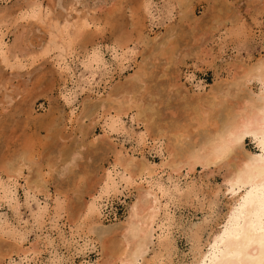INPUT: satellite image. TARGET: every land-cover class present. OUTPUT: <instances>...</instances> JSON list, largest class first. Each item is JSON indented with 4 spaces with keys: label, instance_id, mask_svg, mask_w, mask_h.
I'll return each instance as SVG.
<instances>
[{
    "label": "rangeland",
    "instance_id": "374dc122",
    "mask_svg": "<svg viewBox=\"0 0 264 264\" xmlns=\"http://www.w3.org/2000/svg\"><path fill=\"white\" fill-rule=\"evenodd\" d=\"M31 8L34 13H46L44 19L32 17ZM63 20L70 24L84 22V26L73 40L70 56L68 54L66 61L58 64L61 59H57V49H53L49 40L50 32L55 30L51 23ZM0 27L4 33L3 48H8V53L12 54L8 62L0 61V160L11 159L12 152L27 146L25 150L41 164L46 180V188L32 192L25 187L24 176H17L14 199H0V224L8 231L0 233V264L101 263L104 260L101 241L116 233L131 246L126 223L141 224L148 207L154 204L160 213L151 229L143 230L139 236L144 241L142 255L145 258L153 256L158 237L160 240L170 238L174 247L170 251L173 254L170 263H189L192 254L188 228L195 224L203 229L200 244L202 250H206L211 242L210 228L215 231L217 220L220 224L223 222L221 218L206 220L211 212L208 200L219 188L213 214L218 211L221 215L226 211L232 194L230 182L224 179L231 175L229 168L224 166L217 170L213 165L203 168L201 163H196L192 171H187L188 166H183L180 184L185 179L193 180L205 196L197 199L191 194L184 197L172 193L167 198L170 219L159 225L166 197H160L157 192L155 200L157 197L147 194L142 186L144 180L139 177H134L128 188L123 187L120 175L127 173L114 163V153L123 149L134 157V162L157 164L167 155L168 131L162 133L163 136L158 135L156 125L151 126V131H145L148 120L142 109L148 105L160 108L158 113H161L154 117L158 116L162 122L159 124L166 127L168 121L187 119L184 110L191 95L192 100L196 94L206 98L204 94L213 90L224 98L236 93L260 98L261 80L255 75L247 81L245 78L250 73H260L264 78V0H0ZM120 35L126 46L117 44ZM166 38L174 39L178 47L173 54L177 63L167 66L164 56L156 53L162 48L159 43L162 46ZM149 52L153 58L147 56ZM92 53L99 62H93L90 71L84 69L81 60L86 61ZM154 57L155 63L151 60ZM138 65H147L146 69L151 72L145 81L152 93H143L144 82L132 77ZM164 69L167 75L161 73ZM235 81L247 83L239 91ZM167 83L176 84L168 89ZM227 92L230 95L225 96ZM178 93L182 96L186 93L187 99L180 98ZM122 97L128 99L127 105L137 104L124 107L126 112L117 120V98L123 100ZM170 114L174 121L169 119ZM110 118L116 120L112 128L108 125ZM50 121L57 124V130L53 128L58 132L56 139L46 137ZM142 131L147 138L144 145L137 142ZM196 131L201 133L199 129ZM242 147L258 152L256 143L248 136ZM62 150H66L65 153ZM35 166L22 170L30 180L29 185H33ZM160 168L163 171L157 178L153 177V181L167 186L166 172L170 169L164 165ZM108 172L117 182V191L111 189L109 197L103 199L99 214L93 215L98 217L95 224L88 223L89 220L82 222L81 217H77L78 211L91 195L98 193ZM0 176L4 179L5 174L0 173ZM78 176L82 177L81 182L76 179ZM73 188L80 194L73 192ZM233 189L238 190L235 186ZM56 197L62 204L59 231L52 227L50 214L42 222L35 221L32 215L44 204L51 212ZM141 227H145L144 223ZM71 234L80 235L76 236L78 243L71 240ZM20 237L24 238L23 248H31L34 253L21 255L16 244ZM137 258L140 260V256ZM163 263H168L165 256Z\"/></svg>",
    "mask_w": 264,
    "mask_h": 264
},
{
    "label": "bare ground",
    "instance_id": "6f19581e",
    "mask_svg": "<svg viewBox=\"0 0 264 264\" xmlns=\"http://www.w3.org/2000/svg\"><path fill=\"white\" fill-rule=\"evenodd\" d=\"M30 11V13H32L31 16H36L39 20L44 19L45 15L43 14H46L41 13L40 15L34 13L33 8H31ZM51 25L55 28V30L50 32L49 42L53 45V49H57L56 57L57 59H61V61H57L58 64H60V62L63 63V60L66 61L68 54L70 56L74 42L73 40L82 33L84 22H75L70 24V22L67 20H63L62 22L54 21V23H51ZM198 26L199 24L197 27ZM3 34L4 33L0 27V61L8 62L12 54L8 53V48H3V46H5L2 38ZM170 39L166 38V42L160 41L162 42V46L161 43H159V46L162 48H158L159 51L156 48L157 52L155 51L156 53L159 52L160 55L164 56L166 66L167 64L170 65L172 63H177V59L174 57V51H177L178 49L176 46L177 42L174 39ZM117 44L126 46L122 35L117 37ZM154 47L156 46L153 45L152 48L154 49ZM174 48H176V50ZM149 53L147 56L150 57L151 52ZM152 53H154V50ZM153 55L157 56V54ZM151 60H156V57ZM93 62L95 64H98L99 62V58L95 53H92L91 56L87 57L86 61L81 60L84 69L87 70L91 69ZM153 62L155 63V61ZM146 66L138 65L136 70L133 71L134 76L132 77H134V79L137 78L141 82L143 81V93L149 94L152 93V91L149 88V84L146 83L147 80L145 81V78L150 76L149 74H151V72L146 69ZM164 71L165 69L161 71V73L165 75L167 72L165 71L166 73H163ZM252 75L258 77V79H260L263 83V88L261 87L263 92L259 94L260 98H254L252 96L248 97L247 95L249 93H242V95L236 93L230 97L224 98L219 95L218 91L209 90L204 94L206 98H203L200 94H196L195 99L192 100L194 96L191 95L190 100L186 93L183 96L181 94L179 95L178 93L180 98L187 99L188 97L187 101L190 100L189 102L185 100L186 103H189V105L186 106L189 109H186L185 102V110L182 106L183 110L187 112V119L185 118L186 120H184V122L177 120L174 121L170 114L169 119H172L174 122H170V125V123H168L169 119H165L166 122L168 121L165 125L166 127L170 126L169 129L166 128L164 124H161L164 127L159 124L162 122H160L161 120H159L158 116L154 117L155 115L161 113V111L158 113L160 108L157 107L159 109L158 110L152 105H148L143 108L142 111H145L146 118L148 120V124L145 123L144 125L145 131H148L151 126L156 125V131L158 130L157 133H159L158 135H161L164 132L167 133V131L169 133L167 134L170 138V140H167L169 142L167 143L169 146H165L168 148L165 151L167 155L162 156L159 164L144 161L134 162V157L123 149H118L114 153V163L122 167L123 171H126L127 173L126 176L120 175L119 180L123 182V187L128 188V185H131L134 182V177H139L144 180L145 185L142 186L147 191V194H151L155 198L157 197L158 192L160 193V197H166L165 203L162 204L163 212L159 219V225H163V223L167 222V220L169 221L170 219L169 213L167 211V201L172 193L176 194L177 196L184 197H187L191 194L197 199L200 197L203 198L205 196L200 189V185L193 180L185 179V181L180 184L179 175H181L180 170L183 166H188L187 171H192L196 163H201L203 168H208L210 165L215 166L214 169L217 170L224 166L229 168L231 175L229 177H224V179L230 182L232 194L229 198L226 211L221 215L218 211L213 214L214 205H217L218 201L217 194L219 188L216 191H213L211 197L208 200V205H210L211 212L209 213V216L206 220H217L218 218H221V222H223L220 224L217 220V228L215 231L212 230V227L210 228L211 231H209V238H211V242L209 243V247L206 250H202L200 244L201 232L203 230L202 227L195 224L193 227L188 228L192 260L186 264H264V78L260 75V73H250L248 77L245 78V81H247V79H251ZM234 83L237 85V90L241 91L242 86L247 82L235 81ZM175 84L176 83H167L168 89L169 86H173ZM177 86L179 87L178 83ZM227 95H230V92L225 94V96ZM226 98L228 99L227 103L225 102ZM122 99L123 100L117 98V108L115 112V115H117V120L120 118V114L126 112V110H123L124 107L130 108L132 106H136L137 104L127 105L128 99H124L123 97ZM167 105L169 106L170 103ZM169 108H171V106H169ZM214 109L216 110L215 112ZM136 113L139 114L141 111L136 110ZM177 116V118H179L178 114ZM155 118H158V120ZM52 121L49 122L48 133L46 134V137L56 139V135L58 133L56 131L57 124H52ZM115 121L116 120L114 118H110L108 124L109 127L112 128ZM165 121H163V123ZM153 128H155V126ZM192 129L195 131L196 129H199L201 133L198 131L195 132ZM152 131L154 130L152 129ZM164 134H162V136ZM145 136L146 134L144 131L139 133L137 142L143 145L146 144L147 138ZM197 136L201 137L196 139ZM247 136L256 143V146L258 147L257 153L250 152L242 147L243 141ZM165 138L167 139V137ZM150 139L152 140V138ZM27 142L29 143V140ZM155 145L156 144L154 143L153 146ZM159 145L158 147L161 149V145ZM26 147L24 148L26 149ZM25 149L12 152L14 156H12L11 159L8 158L0 160V173L5 174L4 179L0 176V199H14L13 195L16 192L18 186V182L16 180L17 176H24L23 178L26 182L25 187L30 190L32 189V192H35V189L36 191H39L41 187L46 188L44 184L46 180L41 171V164L39 165V162L34 161L31 157V153L28 151L31 155L30 156ZM62 151L65 153L66 150ZM160 151H162V149ZM68 153L69 152L67 149L66 155ZM125 154L127 156H125ZM123 156L126 158H123ZM35 164V178L31 182L33 185H29L28 182H30V180H28L27 176L23 174L22 170L23 167H27V169H29ZM163 165L170 169V172H166L167 180L169 181V185L167 186L163 185V183L159 181H153V177L157 178V176H159L158 174L163 171V169L160 168V166ZM84 171L87 172V170ZM171 172H175L178 174V176L172 174ZM82 173L84 172L82 171ZM86 174L88 175V172ZM86 174L84 176H86ZM80 177H76V179L79 178V182H81L82 179V177ZM234 186L238 190L233 189ZM68 187L70 186L68 185ZM66 189L68 190V188ZM111 189L114 192L117 191V182L113 176H110L108 172L106 174L105 181L98 193L91 195L89 201L84 203L82 209L78 211L79 213L77 214V217H81L82 222H87V220H89L88 223L93 224L96 218L93 215L95 213L99 214L101 202L103 199H107L109 197ZM72 191L78 192L79 190L76 191V189L73 188ZM61 193H63L64 196L66 194L64 191ZM78 193L80 194V192ZM67 196L68 195L65 197ZM157 199L158 197L155 200ZM60 201V198L56 197L54 207L52 208L51 212H49L46 204L40 206L37 212L32 213L34 220L37 222H42L44 217L49 216L50 214L49 219L52 221V227L59 231L61 228L58 224V219L62 213V204ZM148 208L149 210L146 216L144 217L143 215L142 217L143 219L141 224L137 223V221H129L125 225V229L129 233L132 241L131 246H128V242L123 240V238L118 236L116 233L109 235L110 237H106L100 243L104 260L97 264H165L163 263L164 256L166 259H168L167 264H171L170 262L173 261V254H171L170 251L172 250L173 245L170 242V238H166V240H160L161 237H158L159 241L157 242V249L153 250V256L150 258H145V256L142 255L144 241L140 239L139 236L142 234L143 230L146 229L148 231L151 229L152 224L155 222L158 214L160 213L157 211V206L155 204L153 207L150 205ZM143 223L145 225L144 228L141 227ZM4 228L5 226L3 227L0 224V233H8V231H5ZM89 231H92L91 228H89ZM11 235H13V232H11ZM71 235V240L78 243L76 236L80 235ZM18 239L19 240H17L16 244L17 248L22 253L21 255L25 256L28 252L34 253V250L31 248H23V237ZM163 250L166 251L165 254L162 253ZM138 256H140V260H138Z\"/></svg>",
    "mask_w": 264,
    "mask_h": 264
}]
</instances>
